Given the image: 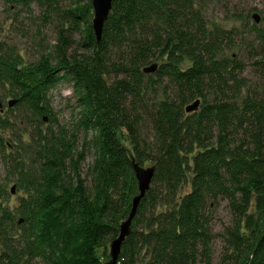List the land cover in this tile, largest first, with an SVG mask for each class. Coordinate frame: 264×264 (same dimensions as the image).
<instances>
[{"label": "trees", "instance_id": "trees-1", "mask_svg": "<svg viewBox=\"0 0 264 264\" xmlns=\"http://www.w3.org/2000/svg\"><path fill=\"white\" fill-rule=\"evenodd\" d=\"M31 1L52 6L59 0ZM70 1L79 7L63 11L52 51L28 62L0 42V97L56 122L50 93L70 82L76 127L92 134L78 151L76 129L38 127L34 170L10 153L9 170L19 173L25 195L12 210L0 187V264H104L139 193L133 161L144 166L151 158L152 185L118 264H214L210 218L220 200L234 218L225 229L223 264H264V91L248 86L244 61L229 55L242 43L239 32L210 28L199 0H113L98 41L92 0ZM250 30V59L264 70V26ZM82 31L75 45L74 34ZM161 60L156 72L144 71ZM186 60L191 64L183 67ZM150 87L165 95L153 106L145 99ZM197 99L199 109L187 112ZM10 114L2 116L0 108V131L23 120ZM147 123L154 144L143 135ZM8 145L0 136V146ZM87 148L94 154L90 188L80 168ZM186 184L190 191L179 194Z\"/></svg>", "mask_w": 264, "mask_h": 264}, {"label": "rangeland", "instance_id": "rangeland-1", "mask_svg": "<svg viewBox=\"0 0 264 264\" xmlns=\"http://www.w3.org/2000/svg\"><path fill=\"white\" fill-rule=\"evenodd\" d=\"M29 1L0 0V42L17 49L24 60L31 62L37 59L42 52L53 50L63 27V11H67L69 8H78L79 6L75 1L70 0H59L53 2L52 6L46 3H39L38 1L29 3ZM197 8L202 11L210 28L213 29L217 26L239 32V34L237 33V43H242L231 49L229 55L236 54L240 60L244 61L248 86L256 92L264 91V70L259 69L256 64L252 63L251 55L247 48L250 42L255 41V35L250 30V27L256 24L255 14L261 17V21L257 24L264 26V0H199ZM92 12L94 14V10ZM91 21L93 23V17ZM85 33L86 31H82L74 34L75 45L85 36ZM161 62L162 60L157 63ZM190 64L191 61L186 60L183 67H188ZM246 92L247 90L243 94L245 95ZM50 96L51 105L57 118L56 122L45 121L43 118L24 113L18 107L9 105L10 101L15 99L9 96L0 97L2 116L7 117V115L12 113L13 116H20L23 119H16L13 131H0V136H4L6 140L10 139V145L7 146L6 150L0 146V187L7 191L4 198L1 197V199L12 210L19 204V199L25 195V192L19 188V173H13L9 170V165L11 166L9 155L12 152L14 156H17V161L25 164L26 169L34 170L39 147L33 140V133L38 127L46 130L51 126L56 132L64 127L71 133L76 129L77 138H75V144L78 151L83 150L85 141H89L92 137V134H87L76 127L79 108L70 82H61L51 91ZM164 98L163 90L150 87L145 97L146 105L153 106L154 103H158ZM202 101L201 99V103ZM11 108H13V112H10ZM143 135L149 138L151 144L156 141L155 131L151 129L149 123L144 128ZM122 138L124 144L129 146L125 137L123 136ZM152 154L154 155L153 152ZM84 157V160L80 162L81 175L87 179V185L90 188L93 187V179L89 174V170L94 162V154L91 148L86 149ZM153 164L154 160L151 158L144 162V167L154 166ZM13 186H16L14 193H12ZM190 189L191 185L186 184L179 194L183 195ZM166 207V205H160L158 210H163ZM233 223L234 218L228 201L220 200L212 208L210 218V227L214 234L213 244L211 245L214 264H223V256L226 252L225 229L231 227ZM17 228L12 230L13 235H19L18 231L20 230H17ZM110 244L111 241H109V249L106 256L110 255ZM1 250L2 246L0 243ZM102 253V250H100L101 255Z\"/></svg>", "mask_w": 264, "mask_h": 264}, {"label": "water", "instance_id": "water-1", "mask_svg": "<svg viewBox=\"0 0 264 264\" xmlns=\"http://www.w3.org/2000/svg\"><path fill=\"white\" fill-rule=\"evenodd\" d=\"M93 5V29L96 34L98 41L102 39L104 24L107 21L110 12L113 6V0H92ZM256 23L261 21V17L258 14L254 15ZM159 64L153 63L149 66L144 68L146 73H154L158 69ZM16 103V100L10 101L9 105L13 106ZM201 99H197L193 103L187 105L186 110L187 112L197 111L200 107ZM2 103L0 102V107ZM47 118H45V121ZM133 167L135 171V175L138 181V189L139 193L134 196L132 200V209L127 217L121 225H120V233L119 235L112 240L110 244V259L107 260L104 264H118L119 257L122 252L123 244L126 238L131 233L132 223L134 218L136 217L139 205L142 199L145 197L148 190L151 188L152 181L156 172L155 166L144 167L137 163L135 160L133 161ZM16 186L12 187V193L15 192ZM22 221V219L20 220Z\"/></svg>", "mask_w": 264, "mask_h": 264}]
</instances>
